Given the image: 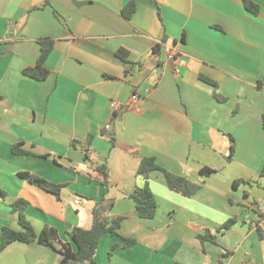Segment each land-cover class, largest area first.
Wrapping results in <instances>:
<instances>
[{"label": "crops", "instance_id": "0c3cea01", "mask_svg": "<svg viewBox=\"0 0 264 264\" xmlns=\"http://www.w3.org/2000/svg\"><path fill=\"white\" fill-rule=\"evenodd\" d=\"M44 38L55 47L38 81L23 70L36 65ZM112 101L125 106L114 111ZM263 117L264 0H0V245L4 227L21 230L11 208L18 199L37 233L54 227L63 243L73 228L92 227L102 202L103 215L124 217L119 234L136 243L125 248L105 234L97 264H264ZM20 143L27 155L13 153ZM145 157L200 186L188 198L152 173L159 209L147 221L129 198L143 185ZM21 172L62 185L60 197ZM207 233L217 243H202ZM61 259L37 242L0 251V264Z\"/></svg>", "mask_w": 264, "mask_h": 264}, {"label": "trees", "instance_id": "16d2710c", "mask_svg": "<svg viewBox=\"0 0 264 264\" xmlns=\"http://www.w3.org/2000/svg\"><path fill=\"white\" fill-rule=\"evenodd\" d=\"M47 4L48 3L45 2L44 6H46ZM245 4L247 10L252 14L257 15L260 12V7L257 4L251 1H246ZM134 11V4H130L124 9L123 13L127 19H130ZM39 44L40 56L36 62V65L24 69L23 74L35 80L43 81L48 77L50 73L49 69L46 66V61L54 50L55 42L50 38H44L39 41ZM161 49L162 46L157 45L154 49L155 55H161ZM117 55L124 62L128 61L129 53L124 49H119ZM200 80L217 88L216 82L206 78L205 76H200ZM21 145L22 143L13 146V153L16 155H27L28 153L21 149ZM85 148L86 152H88V147ZM233 151L234 146L232 145L231 156L229 157V159L232 158ZM101 172L106 175L104 167L101 168ZM154 172H160L164 175L167 186L171 191L180 193L188 198L193 197L200 189L199 185L194 184L188 178L176 176L161 167L154 157H145L141 161V164L137 171V176L142 180L143 185L137 187L129 195V198L133 200L135 205V215L139 219L144 221L154 219L159 209L157 199L149 186L150 176ZM214 172L215 170L211 168H203L201 170V173L204 176H210ZM19 177L29 182L30 184L53 194L57 198L60 197L61 190L63 188L62 185L53 184L41 177L32 175L27 172L19 173ZM260 177L264 178V166L260 172ZM238 184L239 182H235L234 186L237 187ZM0 194L2 196H5V193L1 188ZM102 204V202L99 203L93 210L92 227L90 229H84L81 227L73 228L68 233V235H70L71 237V242L63 243L59 238L58 230L54 227L45 226L40 233H37L26 217V209L28 207V203L23 199H18L11 205V208L14 213L18 214V221L21 230L17 231L9 227H4L1 234L0 251L4 250L8 245L14 242H21L26 244L37 242L41 245L58 250L62 254V259L59 264H97L95 261V257L98 250V245L100 239L105 234H111L113 236L120 237L125 248L130 247L136 243L134 239L124 238L119 234L121 222L123 221L124 217L110 219L109 217L103 215L100 209ZM233 222V220L229 221L226 225H224V228H229ZM199 239L202 241V243L207 241L217 243L216 238L210 233L199 235ZM115 249L116 245L113 246L109 257L112 256V253Z\"/></svg>", "mask_w": 264, "mask_h": 264}, {"label": "built area", "instance_id": "2783aa9c", "mask_svg": "<svg viewBox=\"0 0 264 264\" xmlns=\"http://www.w3.org/2000/svg\"><path fill=\"white\" fill-rule=\"evenodd\" d=\"M167 56H168V59L171 60V61H174L176 59V54L174 53V51L172 49H167ZM132 99L133 101H136L138 100V97L136 95L132 96ZM125 105L120 103L119 101H112L111 104H110V107L112 110L114 111H120ZM128 108L131 107V104H127L126 105ZM111 129V125H107L106 126V130H110ZM81 203V200H76V204H80ZM263 228V231H264V227L262 226Z\"/></svg>", "mask_w": 264, "mask_h": 264}]
</instances>
